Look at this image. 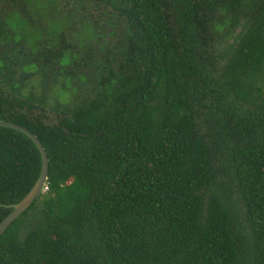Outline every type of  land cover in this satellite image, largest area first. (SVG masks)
<instances>
[{
  "label": "trees",
  "instance_id": "trees-1",
  "mask_svg": "<svg viewBox=\"0 0 264 264\" xmlns=\"http://www.w3.org/2000/svg\"><path fill=\"white\" fill-rule=\"evenodd\" d=\"M78 1L122 23L93 94L59 93L50 117L40 85L76 64L63 36L36 63L0 58V120L49 161L0 264H264V0ZM41 164L0 127V222Z\"/></svg>",
  "mask_w": 264,
  "mask_h": 264
},
{
  "label": "rangeland",
  "instance_id": "rangeland-1",
  "mask_svg": "<svg viewBox=\"0 0 264 264\" xmlns=\"http://www.w3.org/2000/svg\"><path fill=\"white\" fill-rule=\"evenodd\" d=\"M28 16L23 15L11 2L0 0V58H19L24 64L38 62L31 50L43 47L56 50L61 37L71 43L69 58L75 59L73 74H47L40 85L39 95H49L47 101L53 112L60 106L59 93L93 94L97 88V66L119 45L121 21L108 9L78 0H21ZM17 13L19 20L14 18ZM12 26L10 27V25ZM241 30L237 26L221 36L218 52H223ZM91 54L87 59L86 55ZM67 78L65 79V77ZM63 97V96H62Z\"/></svg>",
  "mask_w": 264,
  "mask_h": 264
},
{
  "label": "water",
  "instance_id": "water-1",
  "mask_svg": "<svg viewBox=\"0 0 264 264\" xmlns=\"http://www.w3.org/2000/svg\"><path fill=\"white\" fill-rule=\"evenodd\" d=\"M0 127L14 129L30 138L38 148L42 160L41 171L35 184L19 202L9 205V207L12 208V211L3 219L2 222H0L1 235L13 221H15L23 212H25L30 207V205L40 196V194L45 192L48 181L49 161L46 150L40 139L26 127L6 120H0Z\"/></svg>",
  "mask_w": 264,
  "mask_h": 264
}]
</instances>
